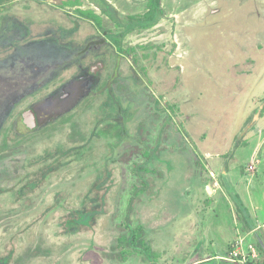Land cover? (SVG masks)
<instances>
[{"label": "rangeland", "instance_id": "374dc122", "mask_svg": "<svg viewBox=\"0 0 264 264\" xmlns=\"http://www.w3.org/2000/svg\"><path fill=\"white\" fill-rule=\"evenodd\" d=\"M0 2V58L18 37L56 75L0 119V264L264 261L239 208L264 198V0H161L145 28L148 0Z\"/></svg>", "mask_w": 264, "mask_h": 264}, {"label": "flooded vegetation", "instance_id": "af4514ba", "mask_svg": "<svg viewBox=\"0 0 264 264\" xmlns=\"http://www.w3.org/2000/svg\"><path fill=\"white\" fill-rule=\"evenodd\" d=\"M8 2V1H6ZM4 2H0L2 4ZM3 27V22L2 20L0 21V37H4L5 40L8 41V38L11 39V33H9V36L7 33H5ZM18 37H15L12 41V45L6 43L4 51H7L8 47H14L15 51L9 58L6 55V58L3 59L2 57L0 58V85H2L7 79V81H12L15 82L17 85H21L22 88L26 86V89H24L20 94L18 92L12 93L9 97H7V93L9 92V88H6L3 93H1L0 96V119L7 115L10 114L11 109L13 108L14 105L22 101V99L26 96L32 95L35 90L34 89H40L45 86H48L50 83H52L53 80H55L56 75L50 73V68L51 65L54 63H49V61H45V59H40V56H42L39 52L38 49L33 50H26L23 48L22 43H19L15 40H17ZM21 39V38H20ZM17 49H20L22 54L20 55L17 52ZM43 55L46 56L45 52H43ZM97 61L95 63H92L91 65L84 66V65H79L78 67V74L76 77L77 80L81 81L82 84L90 89L96 84L99 83L100 80V72L103 70L105 67L104 62L101 57L95 58ZM44 64V65H41ZM46 65V67H45ZM12 79H11V78ZM11 82V84H13ZM68 82V81H67ZM64 84V83H63ZM62 84V85H63ZM65 83L60 89L63 91L65 88ZM36 87V88H35ZM58 88H55L52 91H49L48 96L56 94L55 90ZM68 92L67 94H69ZM27 94V95H26ZM28 110H32L34 112V118L35 122L37 123L36 128H38V114L36 115L35 111L32 108H29L24 110L22 112V122L30 128L31 124V119L30 116H28L26 113Z\"/></svg>", "mask_w": 264, "mask_h": 264}, {"label": "trees", "instance_id": "16d2710c", "mask_svg": "<svg viewBox=\"0 0 264 264\" xmlns=\"http://www.w3.org/2000/svg\"><path fill=\"white\" fill-rule=\"evenodd\" d=\"M3 1V0H0ZM9 1V0H6ZM72 3V2H70ZM160 3L161 0H148L147 2V8L144 12V14L140 15H134V16H127V19L130 20V23L132 25V28L135 26H138L139 28H145V27H149L153 24V22H155L158 18V15H160L161 13V8H160ZM107 7V6H105ZM107 15L113 20L115 21L117 24L118 23V18L116 16V14L114 12L109 11V9L105 10ZM82 13L86 14L85 11H82ZM87 15V14H86ZM92 18H95V20H97L96 17L94 16H90ZM98 22V20H97ZM99 23V22H98ZM127 24V23H126ZM127 26V25H126ZM239 208L242 211V219H243V223L246 225L247 230H252L253 229V223H252V219L250 218L249 212L246 208H241L239 206ZM249 264H251V260L248 261ZM252 264H254L252 262ZM255 264H264V261H262L261 263H255Z\"/></svg>", "mask_w": 264, "mask_h": 264}, {"label": "crops", "instance_id": "0c3cea01", "mask_svg": "<svg viewBox=\"0 0 264 264\" xmlns=\"http://www.w3.org/2000/svg\"><path fill=\"white\" fill-rule=\"evenodd\" d=\"M250 172V171H249ZM254 191V190H253ZM256 195L257 194V189L254 191ZM263 201V203H260L257 210H256V213L254 215H251L250 212H249V215L251 216V219L254 221V222H258V220L256 218L259 219V221H261V218L264 217V210L262 208H264V198L261 199ZM264 222V220L262 221ZM253 230V229H252Z\"/></svg>", "mask_w": 264, "mask_h": 264}, {"label": "water", "instance_id": "95a60500", "mask_svg": "<svg viewBox=\"0 0 264 264\" xmlns=\"http://www.w3.org/2000/svg\"><path fill=\"white\" fill-rule=\"evenodd\" d=\"M26 114L28 116H30V119H31L30 128H32V129L36 128L37 123L35 122L34 112L32 110H28ZM206 191H207V193H212V189H211V187L209 185L206 186Z\"/></svg>", "mask_w": 264, "mask_h": 264}, {"label": "built area", "instance_id": "2783aa9c", "mask_svg": "<svg viewBox=\"0 0 264 264\" xmlns=\"http://www.w3.org/2000/svg\"><path fill=\"white\" fill-rule=\"evenodd\" d=\"M238 252H239V251H238ZM234 256H237V253H235ZM252 256H255V254H254V250H253V249H252ZM252 258H254V257H252ZM242 259L245 260V256L243 255V253H242ZM239 262H240V261H239Z\"/></svg>", "mask_w": 264, "mask_h": 264}]
</instances>
